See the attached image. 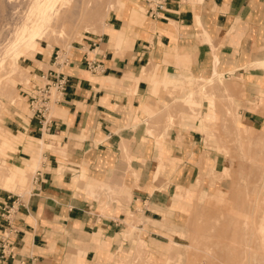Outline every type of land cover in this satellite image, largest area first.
I'll return each mask as SVG.
<instances>
[{
    "label": "crops",
    "instance_id": "obj_1",
    "mask_svg": "<svg viewBox=\"0 0 264 264\" xmlns=\"http://www.w3.org/2000/svg\"><path fill=\"white\" fill-rule=\"evenodd\" d=\"M157 1L150 15L146 0H116L103 31L63 62L43 44L21 60L44 80L60 71L66 88L45 126L28 107L31 81L18 89L29 113L3 108L0 238L14 255L0 264H175L194 185L225 160L214 138L223 104L196 85L231 100L234 129L264 134V0ZM11 67L14 83L22 68Z\"/></svg>",
    "mask_w": 264,
    "mask_h": 264
},
{
    "label": "rangeland",
    "instance_id": "obj_2",
    "mask_svg": "<svg viewBox=\"0 0 264 264\" xmlns=\"http://www.w3.org/2000/svg\"><path fill=\"white\" fill-rule=\"evenodd\" d=\"M45 1L44 8L47 9L49 1L55 2L58 0ZM42 5L38 6L37 11L43 10ZM118 6L116 0H76L74 9L76 15H74L75 17L72 20L64 24L57 21L58 23L49 31L36 37L34 41L38 45H47L49 48L59 51V62H63L71 44L80 41L83 35L101 33L109 11ZM61 7L57 8V11L54 10L53 13L47 9L46 19L50 18L56 21L57 12L61 10ZM32 8H34L33 0H0V81H2L1 85L6 81L14 86L11 95H9L8 90L1 92L2 88L0 89L1 118L5 109L9 106L18 107L22 112L29 113L27 104L23 102L22 97L19 95V85L28 87L33 78L40 80V78L31 75L23 67V62L21 61L28 57L32 50H35L34 47L26 44L29 38L28 28L26 27L28 23L27 17H31ZM34 21L33 18L32 24H30L32 35L29 40L31 41L33 36L39 31L34 27L36 26ZM11 60L13 68L11 67ZM17 66H21V71L26 72H24L26 75L22 76L23 79L20 78L23 73L16 69ZM10 67L13 70L16 69L14 72H19L14 83L8 79ZM213 86L211 81H209L204 82L203 88L211 92ZM195 93L200 97L206 95L205 98L212 96L217 98V100L219 99L220 105L223 104L225 114L222 116V122L219 126L221 130L215 131L214 138L217 137L221 145L220 151L223 153L225 160L222 168L218 169V177L212 178L208 175L204 183H196L194 185L196 195L187 211L185 226L176 233L182 238L183 245L179 247L177 259L174 262H176L175 264H236L238 254L233 248L239 245L237 241L242 237L237 233L239 230L241 232L244 229L246 230L243 225L237 226L236 221L240 220L251 224V227L247 229V234L244 235L245 238H248L250 249L253 251L251 252V258L253 257V259L250 258L249 263L264 264V250L258 249L261 246L260 239L264 237V233L260 234L257 231L260 224L264 225V134L234 129L232 124L233 117L229 109L231 100L226 98V96L219 98L216 91L215 94L208 95L209 92L205 93L202 87L197 85ZM194 105L196 106L197 104ZM4 106L5 109H3ZM0 135L4 137L8 133L2 128ZM11 138L13 140L16 139L14 136H11ZM0 158L6 159L5 152L0 154ZM228 166L231 172L229 179L219 178L220 171ZM36 167L37 164L33 165V168L29 171L27 182V187L29 188ZM13 169L19 174L20 171L18 169ZM8 175V166L3 164V162L0 163V178ZM217 187L224 191V193H221L222 199L218 195ZM232 187L235 195L230 191ZM14 189V192H17V188ZM21 189L24 190V188ZM22 190L18 192L25 198L26 194H21L24 192ZM236 199H239V204ZM238 208L246 213L248 212V217L237 218L241 212ZM253 253L255 256H253Z\"/></svg>",
    "mask_w": 264,
    "mask_h": 264
},
{
    "label": "bare ground",
    "instance_id": "obj_3",
    "mask_svg": "<svg viewBox=\"0 0 264 264\" xmlns=\"http://www.w3.org/2000/svg\"><path fill=\"white\" fill-rule=\"evenodd\" d=\"M45 0H33V4H34V8H32V11H31V17L29 16V17H27V20H28V23L26 24V27L27 28H30V24H32V20H33V18H34V22H36V26H34L35 28H37L39 31L37 32V34H35V36H33V38H32V44L34 45V48L35 49H41L40 47H38L37 46V44L35 43V38L36 37H38V36H41V35H43V34H45L47 31H49L55 24H57L58 22H61V23H66V22H69L70 20H72L75 16L74 15H76V13L74 12V9H75V2H76V0H58V1H49V3H48V5H47V9H49L52 13H53V11L54 10H56L57 8L59 9L61 6H65V7H61V10L59 11V12H57L58 14H57V17H56V21H53V19H46V14H47V12L48 11H46L47 9L46 8H44L45 7V3H46V1L44 2ZM42 2H44V3H42ZM48 2V1H47ZM41 4H43L42 5V8H43V10H38L37 11V8H38V6L39 5H41ZM56 5V6H55ZM57 11V10H56ZM51 13V14H52ZM58 21V22H57ZM74 23V22H73ZM31 27H32V25H31ZM77 29V28H76ZM22 72V71H21ZM24 72L25 71H23L22 73L24 74ZM26 73V72H25ZM21 75V79H23V77L26 75V74H24V75ZM23 76V77H22ZM44 79V78H43ZM41 80V79H40ZM219 84V83H218ZM219 85H221V84H219ZM218 85V86H219ZM216 86V85H215ZM2 87V89H1V92L2 91H6V90H8V92H9V95H11V91H12V89H14V87L13 86H11V85H9V84H7V83H3V85L1 86ZM221 87V86H220ZM224 87V86H223ZM222 87V88H223ZM203 88V87H202ZM221 88V90L223 91L224 89H222ZM7 93V92H6ZM3 94V93H2ZM213 94V93H212ZM13 102V101H12ZM235 110V109H234ZM18 190V189H17ZM22 189H20L19 191H21ZM22 191H24V190H22ZM256 204H258V203H256ZM244 208H246V207H244ZM245 210H247V209H245ZM253 210H255V208H253ZM250 211V210H249ZM252 211V210H251ZM256 211V210H255ZM254 211V212H255ZM257 212V211H256ZM248 213V212H247ZM246 213V214H247ZM250 215V214H249ZM253 216V215H252ZM256 218V217H255ZM260 219V218H259ZM251 221H252V219H250ZM238 221V222H237ZM236 221V223H237V226H244V227H246V230L244 229V230H242V232H241V230H239L238 231V233L237 234H240V236H242V237H240L239 238V240L237 241V243L239 244V245H236V246H234L235 248H233V250H235L236 251V253L238 254V260H237V263L236 264H250L249 263V259L251 258V252H253V251H251V249H250V244H249V240H248V238H245L244 237V235H246L247 233V229H248V227H251V224L249 223V222H245V221H240V220H237ZM252 222H254V221H252ZM251 222V223H252ZM253 226V225H252ZM237 228V227H236ZM240 228V227H239ZM254 228V227H253ZM237 230H238V228H237ZM257 231L260 233V234H262V233H264V225H259V227H258V229H257ZM235 232H237V231H235ZM249 232V231H248ZM253 232V231H252ZM253 236V235H252ZM256 239V238H255ZM209 240V239H208ZM261 246H260V248H258V249H260V250H264V237H262L261 239ZM260 242V241H259ZM218 244V243H217ZM251 244H252V242H251ZM257 245H259V244H257ZM224 247H226V246H224ZM229 250L230 251H232V249L231 248H229ZM253 256H255L254 255V253H253ZM214 258V257H213ZM225 258V257H224ZM251 259H253V257L251 258Z\"/></svg>",
    "mask_w": 264,
    "mask_h": 264
},
{
    "label": "built area",
    "instance_id": "obj_4",
    "mask_svg": "<svg viewBox=\"0 0 264 264\" xmlns=\"http://www.w3.org/2000/svg\"><path fill=\"white\" fill-rule=\"evenodd\" d=\"M150 4L149 14L154 15L156 12L154 7H161V3L157 0H147ZM58 58V54H55V60ZM92 69H96L97 65H91ZM53 76L49 80H44L42 77L39 79H32L30 88L28 89V107L32 112V115L38 119L41 126L47 125L49 122V109L51 105L59 102L66 88V78L60 71H52ZM40 178V171H34L33 180ZM12 231H15L12 226L9 225ZM8 234L3 233V237L0 238V262L5 261L8 257L14 255V247L7 241ZM30 264H36L31 261Z\"/></svg>",
    "mask_w": 264,
    "mask_h": 264
}]
</instances>
